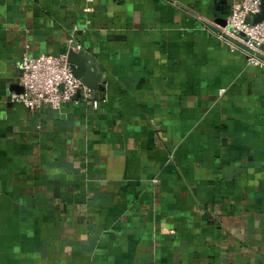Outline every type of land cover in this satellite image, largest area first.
<instances>
[{
    "label": "crops",
    "instance_id": "1",
    "mask_svg": "<svg viewBox=\"0 0 264 264\" xmlns=\"http://www.w3.org/2000/svg\"><path fill=\"white\" fill-rule=\"evenodd\" d=\"M231 2L0 0V264H264V65L217 36ZM72 44L102 94L11 100Z\"/></svg>",
    "mask_w": 264,
    "mask_h": 264
},
{
    "label": "built area",
    "instance_id": "2",
    "mask_svg": "<svg viewBox=\"0 0 264 264\" xmlns=\"http://www.w3.org/2000/svg\"><path fill=\"white\" fill-rule=\"evenodd\" d=\"M261 5L262 0H232L226 23L217 32L221 40L239 50L247 63L254 66L264 65V20L253 22ZM18 83L23 91H12L10 98L31 110L47 106L59 109L69 102L79 103L81 92L92 98L91 90L75 76L66 54L25 55L19 64ZM93 105L97 107L98 101H93Z\"/></svg>",
    "mask_w": 264,
    "mask_h": 264
},
{
    "label": "water",
    "instance_id": "3",
    "mask_svg": "<svg viewBox=\"0 0 264 264\" xmlns=\"http://www.w3.org/2000/svg\"><path fill=\"white\" fill-rule=\"evenodd\" d=\"M264 20V0H262L261 12L254 16L253 22H260ZM226 23V18L224 20ZM78 47L77 44H72L71 49L67 54V58L73 72L81 82L87 85L91 90L94 91L95 97L103 93L104 86L101 83V77L98 73L97 65L91 56H88L83 49L75 50ZM21 91L23 88L21 86Z\"/></svg>",
    "mask_w": 264,
    "mask_h": 264
}]
</instances>
